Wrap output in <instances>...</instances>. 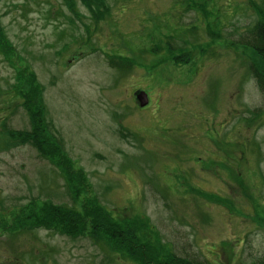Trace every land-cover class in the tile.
<instances>
[{"label":"rangeland","instance_id":"obj_1","mask_svg":"<svg viewBox=\"0 0 264 264\" xmlns=\"http://www.w3.org/2000/svg\"><path fill=\"white\" fill-rule=\"evenodd\" d=\"M71 1L0 0V264H157L188 240L249 264L264 250V58L237 35L264 0ZM33 196L92 205L108 228H22Z\"/></svg>","mask_w":264,"mask_h":264},{"label":"trees","instance_id":"obj_2","mask_svg":"<svg viewBox=\"0 0 264 264\" xmlns=\"http://www.w3.org/2000/svg\"><path fill=\"white\" fill-rule=\"evenodd\" d=\"M67 1V0H66ZM71 4H69V8L73 11V6H76L75 1L69 0ZM83 1V0H82ZM104 2V0H101ZM106 3V2H105ZM74 4V5H73ZM89 5V4H88ZM69 18V17H68ZM238 40L242 44H247L252 46L256 51H258L262 57L264 58V20L258 19L250 25L249 27H244V30L241 31L237 35ZM10 49V48H9ZM6 51V48H5ZM8 51H6L7 53ZM7 55V54H6ZM124 58V57H123ZM121 64H125L124 59L120 60ZM129 63V62H127ZM252 73L254 74L255 80L257 84H259L261 92L264 94V69H259L258 66L252 65ZM22 71H26L22 70ZM20 73L19 71H17ZM28 79L31 83H34L35 87L39 85L36 79V73L32 70H29ZM40 90V89H39ZM33 91H38L37 89H33ZM40 98L36 102L34 97L31 95L29 97L31 101V116H32V127L33 130L30 131L33 133V140L36 143L37 148L39 149L40 155L43 154L46 158H50L55 165V148H54V139L51 136V133H48L46 126L43 125L41 119L36 117L34 114V107L44 104H40ZM38 116V115H37ZM47 125V123H45ZM132 132V130H130ZM27 138V136H26ZM58 166H61L57 163ZM71 170V169H70ZM69 170V171H70ZM67 176V174H66ZM74 174L70 173L67 177V185L68 183L71 185V189H73L74 183ZM69 191V190H68ZM72 198L75 199V193H70ZM40 196H33L32 200L25 203L24 215L25 218L22 217V228L25 227L27 229H33L36 227H47L48 229L55 230L59 229L62 233H67L73 237H76L78 234H90V228L96 229L99 225L102 228H108V222L106 217L102 215L101 210H97L94 206L87 207V204H83V208L75 209L71 206H63L62 204H58L54 202L50 197L41 198ZM41 202H40V200ZM47 199V200H46ZM43 200V201H42ZM41 203V204H40ZM40 204V205H38ZM31 222V223H29ZM88 233H85L87 232ZM133 234H130L131 238H136V232L132 231ZM108 233V231H107ZM93 237L96 239L99 235L96 232H91ZM90 234V235H91ZM192 241L184 242L183 251H176L175 249H171L170 255H168L167 261L156 262L157 264H215L206 259L200 251H196L192 247ZM181 248H179L180 250ZM264 249V248H263ZM146 256V255H144ZM249 264H264V250L251 261Z\"/></svg>","mask_w":264,"mask_h":264},{"label":"water","instance_id":"obj_3","mask_svg":"<svg viewBox=\"0 0 264 264\" xmlns=\"http://www.w3.org/2000/svg\"><path fill=\"white\" fill-rule=\"evenodd\" d=\"M136 97L140 100L141 105H145L149 102L147 91H145L144 89L139 90L137 92ZM21 264H23V263H21Z\"/></svg>","mask_w":264,"mask_h":264},{"label":"flooded vegetation","instance_id":"obj_4","mask_svg":"<svg viewBox=\"0 0 264 264\" xmlns=\"http://www.w3.org/2000/svg\"><path fill=\"white\" fill-rule=\"evenodd\" d=\"M2 52H4V53H6V51H5V49H3V51ZM2 57H3V55H2ZM21 59H22V57H21ZM27 63L26 64H21V69H19V70H25V68L27 67ZM18 70V69H17ZM142 106V105H141ZM145 106V105H144ZM144 106H142V107H144ZM28 248H30V246H28ZM90 257V256H89ZM89 257H86L84 260H83V263L82 264H94L91 260H90V258ZM21 263H25V264H29V262H27V261H25V262H15V264H21Z\"/></svg>","mask_w":264,"mask_h":264}]
</instances>
